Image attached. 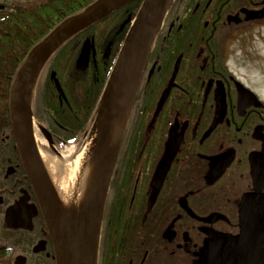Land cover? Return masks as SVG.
<instances>
[{"label":"flooded vegetation","instance_id":"obj_1","mask_svg":"<svg viewBox=\"0 0 264 264\" xmlns=\"http://www.w3.org/2000/svg\"><path fill=\"white\" fill-rule=\"evenodd\" d=\"M245 35L252 42L264 40V0H173L167 9L140 60L141 69L132 72L126 127L103 203L96 264H198L206 249L218 251L220 264L227 263L231 252L235 261L230 264H259L245 256L255 252L258 239H243L239 249L229 251L223 241L243 233V198L264 196V94L236 74L232 62L233 44L242 45ZM90 40L95 55L92 51L82 67L97 65L98 50L104 57L112 52L111 44L105 55L110 42L103 46ZM120 109L113 107V112ZM51 132L57 144L58 136ZM173 151L162 183L155 184L157 193L152 187L155 173ZM28 182L29 188L9 191L10 203L0 195L4 219L7 207L24 191L29 203L38 205ZM42 218L32 252L43 239L46 250L33 252L34 260L47 258L55 264L40 208L33 230Z\"/></svg>","mask_w":264,"mask_h":264},{"label":"water","instance_id":"obj_2","mask_svg":"<svg viewBox=\"0 0 264 264\" xmlns=\"http://www.w3.org/2000/svg\"><path fill=\"white\" fill-rule=\"evenodd\" d=\"M133 1L135 0H96L86 7L81 13L65 19L42 42L34 46V48L30 51L25 62L19 69L11 87L10 117L12 132L22 165L26 172V177L31 183L38 205L36 203H29L31 197L27 191H24V195L18 201L7 207L4 225L9 229H25L32 231L34 228L33 220L38 215L40 208L54 246V258L56 264H96L103 203L105 201L109 174L114 165V161L123 138L122 136L118 144V137L115 139L112 138V148L109 150L108 158L101 164V160H99L100 152L103 147L106 146V143H110V139H108L107 136L109 132H112L113 124L117 117V113L113 112V108L110 109V111L104 116H102V112L105 104L111 97L117 75L119 74L124 62L125 51L131 42L133 28L136 27L142 15L145 14V11L148 9L152 0H143L138 14L123 43L118 59L106 83L97 107V112L92 124V127L94 128L96 123H99L97 141L91 151V160L89 159L87 161L88 163L84 162L81 169L83 170L88 166L94 167L99 164V169L97 168L99 187L94 211L92 213L86 212L85 219L83 218L84 220L80 227V238H77L69 229L63 218L47 172L37 150L32 128V117H34L35 121V98L31 113L29 111L30 91L35 80L36 90L43 69L54 53L67 40ZM172 2L173 0H167L165 4L158 7L154 26L146 33V37L143 40L140 53L136 60L137 62L135 63L133 70H135L136 67L141 69L140 60L146 53V49H148L151 45L156 33L160 30L166 11L171 6ZM3 7L4 6L2 5L0 6V8ZM110 47L111 43L109 44L105 55L109 54ZM92 51L93 55H95L94 43L92 40L87 39L84 42L79 54V65L88 64ZM51 79L55 83V87L60 94L61 100H67L55 71L51 72ZM127 103L128 100L126 98L124 106L127 105ZM40 130L47 140L48 145L57 154H59V151L55 146L52 133L45 126H40ZM88 132L86 133V136H88ZM174 154V151L171 152L169 156L166 154L155 173V180L152 187L156 189L157 193L160 187L156 188L155 184L157 181L162 183V170H164V175H166L170 166L169 163L172 161ZM88 218L90 219L88 220ZM240 221L243 229L242 235L223 239L225 242V250L229 251L231 248L239 249L240 241L243 239H251L253 241L258 239L259 243L255 245V252L245 256H250L251 260L254 259V261H258L259 264H264V196L251 194L243 198ZM46 244V240H40L34 246L33 252L39 253L45 251ZM233 251L235 252V250ZM232 255L233 252L228 253V260L226 264H230L235 261V259L231 258ZM219 256L220 254L218 251L206 249L202 252L198 264H220L218 259ZM26 262L27 257L24 255H18L15 258V264H26ZM250 264L256 263L250 262Z\"/></svg>","mask_w":264,"mask_h":264},{"label":"trees","instance_id":"obj_3","mask_svg":"<svg viewBox=\"0 0 264 264\" xmlns=\"http://www.w3.org/2000/svg\"><path fill=\"white\" fill-rule=\"evenodd\" d=\"M95 1L45 0L35 5L18 4L0 8V195L5 196L8 203L11 202L10 190L30 187L28 179L23 178L25 171L12 132L10 91L13 81L34 46L65 19L81 13ZM142 2L135 0L75 34L54 53L43 69L37 92L42 90L45 109L43 113L36 110L35 117L56 133L57 144L62 147L78 144L90 130L113 62ZM94 38L103 46L112 42L111 55L104 57L103 52L98 50L97 65L91 62L82 67L78 63L81 44L86 39ZM53 70L57 73L67 101L60 100L50 77ZM9 165H17L18 172L6 178L5 170ZM4 209L5 205L0 206V259L9 253L10 256L24 254L32 264V246L40 237L43 218L36 220V228L32 232L11 230L4 226Z\"/></svg>","mask_w":264,"mask_h":264},{"label":"bare ground","instance_id":"obj_4","mask_svg":"<svg viewBox=\"0 0 264 264\" xmlns=\"http://www.w3.org/2000/svg\"><path fill=\"white\" fill-rule=\"evenodd\" d=\"M166 2L167 0H152L148 9L145 11V14L142 15L136 27L133 28L132 39L125 51L124 62L117 75L111 97L105 104L102 112V116H104L113 107L121 108L113 124L112 132H109L108 136L106 135L107 138L110 139V143H106V146H104L100 152L99 160H101V164L108 158L109 150L112 148V138L115 139L118 137V144L124 134L127 120L124 113V104L132 77L131 74L133 72V67L137 62L136 60L140 53L143 40L146 37V33L154 26L158 7ZM35 85L36 80L32 85L29 96V111L31 113L33 110ZM32 119L35 144L47 172L63 218L69 229L77 238H80L81 224L85 219L86 212L92 213L95 209L96 196L99 187V177L97 173L99 164L94 167L88 166L83 170L81 169L83 163L90 159L91 151L97 141L99 123H96L88 139L79 149L70 151L66 155L59 156L38 136L36 133L34 117H32ZM79 172H81L80 177L76 183L75 179ZM89 219L90 218H88V220Z\"/></svg>","mask_w":264,"mask_h":264},{"label":"rangeland","instance_id":"obj_5","mask_svg":"<svg viewBox=\"0 0 264 264\" xmlns=\"http://www.w3.org/2000/svg\"><path fill=\"white\" fill-rule=\"evenodd\" d=\"M44 1L45 0H0V6L2 5L5 7V6H13V5H18V4L19 5L21 4L22 5H35L38 3H42ZM246 36H249V37L245 39ZM252 38L253 37H251V35H245V37L243 38L242 45L240 44L241 41H236V43L234 42L233 47H232V53H234V55L232 56L233 69L236 71V74L238 75L240 74L244 76L245 78H247L248 81L253 86L259 88L260 91L264 94V40L257 38L254 42H252L253 41ZM34 98H35V107H34L35 112L36 110H38L39 113H43V110L45 108H44L42 90L37 92V89H36ZM40 126H43L42 123L39 124L36 121V117H35L36 133L48 145L47 140L45 139L44 135L42 134L40 130ZM91 127L88 132V136L90 135L93 129V127L92 128ZM88 136H84L81 142H79L78 144L74 143L73 146L68 147V148L62 147L60 144H58V147H57V150L59 151L58 155L63 156V155L68 154L70 151L79 149L86 142V140L88 139ZM6 171L7 173H5V175H7V178H8L11 175L17 174L18 166L9 165L6 167L5 172ZM9 171H11V173L8 174ZM80 173L81 172H79L78 176L75 179L76 183L80 177ZM17 255L18 254H13V256H10V253H9L3 259H0V264H10V263L14 264V260ZM8 259H10V262L8 261ZM26 264H29L28 256H27ZM32 264H54V263H51L49 259L44 258L43 261H37L36 259L35 260L33 259Z\"/></svg>","mask_w":264,"mask_h":264}]
</instances>
